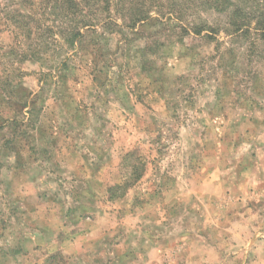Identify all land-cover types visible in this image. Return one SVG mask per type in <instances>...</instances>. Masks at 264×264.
<instances>
[{
  "label": "rangeland",
  "instance_id": "1",
  "mask_svg": "<svg viewBox=\"0 0 264 264\" xmlns=\"http://www.w3.org/2000/svg\"><path fill=\"white\" fill-rule=\"evenodd\" d=\"M151 1L21 59L0 0V264H264V46Z\"/></svg>",
  "mask_w": 264,
  "mask_h": 264
},
{
  "label": "trees",
  "instance_id": "2",
  "mask_svg": "<svg viewBox=\"0 0 264 264\" xmlns=\"http://www.w3.org/2000/svg\"><path fill=\"white\" fill-rule=\"evenodd\" d=\"M9 1L10 4L5 7L6 14L3 17L7 26L12 25L20 36L21 40L17 42L19 46H16V50L18 54L20 53L21 59L40 58L42 53L48 51L49 45L56 42V39L62 42L64 49L76 48L81 44L86 32H95L98 28L110 26L112 29H107L116 33L123 32L122 28L133 30L137 22L148 17V13L143 11V4L152 2L151 0H119L130 3V6H127L125 13L122 12L123 19L118 24L110 16V8L114 0ZM168 1L175 8L179 3H181L180 6L187 3V8L195 10L198 15L200 12L201 14L211 12L223 14L225 25L222 29L225 33L238 36L253 31L257 37L256 41L264 46V0H258V10L254 13L237 4V0H178L177 3L176 0ZM175 15L178 16V14ZM177 16L175 18L178 19ZM220 28L219 25L213 27L206 20L199 18V22H188L182 30L186 35L192 34L194 37L212 40L215 39L214 34L218 33ZM179 37L182 39L183 33H180ZM146 38L149 37L146 36ZM153 45L155 40L153 44L144 40L145 52H150ZM254 47H257L256 44Z\"/></svg>",
  "mask_w": 264,
  "mask_h": 264
}]
</instances>
